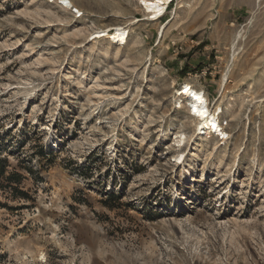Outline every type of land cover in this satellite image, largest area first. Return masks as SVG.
Returning a JSON list of instances; mask_svg holds the SVG:
<instances>
[{
  "label": "rangeland",
  "instance_id": "rangeland-1",
  "mask_svg": "<svg viewBox=\"0 0 264 264\" xmlns=\"http://www.w3.org/2000/svg\"><path fill=\"white\" fill-rule=\"evenodd\" d=\"M0 145V264H264V0H0Z\"/></svg>",
  "mask_w": 264,
  "mask_h": 264
},
{
  "label": "bare ground",
  "instance_id": "bare-ground-1",
  "mask_svg": "<svg viewBox=\"0 0 264 264\" xmlns=\"http://www.w3.org/2000/svg\"><path fill=\"white\" fill-rule=\"evenodd\" d=\"M144 5L146 11L151 15V19L160 18L167 10L172 0H140ZM98 38L106 37L111 40L112 43L118 45H124L127 42L129 31L125 27L116 26L110 30L107 28L98 29L96 32ZM175 102L178 103V107H184L189 114L191 122L194 124L198 133L215 134L221 133L222 128L219 121V113L221 109L216 106L213 109L208 102L207 97L203 96V93L195 89L189 84H183L181 89L175 95ZM176 140L178 144H182L185 139V134H180ZM183 155H178L177 159L181 160ZM43 252V251H42ZM44 255H41V259Z\"/></svg>",
  "mask_w": 264,
  "mask_h": 264
},
{
  "label": "trees",
  "instance_id": "trees-1",
  "mask_svg": "<svg viewBox=\"0 0 264 264\" xmlns=\"http://www.w3.org/2000/svg\"><path fill=\"white\" fill-rule=\"evenodd\" d=\"M9 167H10L9 160L6 156H3V150L0 145V178H6L7 180H12L17 176H20L18 173H16V171H9L8 169Z\"/></svg>",
  "mask_w": 264,
  "mask_h": 264
}]
</instances>
